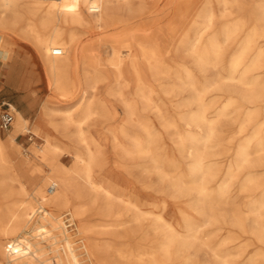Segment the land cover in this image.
<instances>
[{
    "label": "bare ground",
    "instance_id": "1",
    "mask_svg": "<svg viewBox=\"0 0 264 264\" xmlns=\"http://www.w3.org/2000/svg\"><path fill=\"white\" fill-rule=\"evenodd\" d=\"M132 1L0 0V21H3L4 26L27 34L35 42L39 49L42 66L54 90L67 97L68 102H74L65 108L51 106L48 101L45 102L33 130L37 133L43 131L42 121L48 119L53 130L62 131L68 138L76 137L83 144L82 149L74 150V161L69 166L60 160L63 147L56 142L55 136L45 134L43 144H33L30 148L32 155L48 168L46 174H43L42 170L36 167L16 144L18 134L31 131V127L28 126L29 119L23 111L16 109L17 114L7 137L2 134L0 122V198L9 199L0 203V264H50L52 256H47L50 252L54 253L53 257L57 258L58 264H109L106 250L112 245V240L106 238L104 234L117 229L124 222L119 219L110 222H92L88 218L95 214H111L118 201L125 202V207H135L132 224L126 227L127 237L131 238L138 233V246L135 249L118 248L120 257L127 260L129 264H176L177 259L183 260L185 264H196L195 255L187 250L188 244L191 245L192 237H199L198 226L196 227L190 219H187L186 231L181 232L174 223L160 214L153 219L150 226L145 227L142 217L145 216L146 211L138 204L126 199L124 194L113 187L106 177L96 174V166L104 163V155L101 148L95 144L94 138L83 127V124L98 111L95 90L98 81L108 77L112 70L117 73L119 80L126 76L127 70L133 71L137 93L143 96H147V93L141 60L150 62V68L157 74L166 72L160 63L161 44L157 39H150V45L144 43L136 49L131 42H127L131 34L125 28L121 31H112L111 35L102 42L93 40L91 37L95 28L113 24L123 10H128L132 15H141L145 12L143 2L138 7H133ZM185 4L187 0H169L168 6L181 10ZM261 18L264 21V9ZM206 20L207 25L213 22L212 12ZM263 32L264 27L261 30L255 29L243 44L238 45L229 61L231 71L239 69L252 48V42ZM230 33V30L226 31L225 40L229 38ZM198 42L197 37L191 47L196 55L197 64L200 66L217 64L223 48L219 35L213 36L209 44L210 51L207 50L213 53L215 57L213 61L210 60L208 53H204L198 47ZM56 48H61L62 52L55 54ZM152 60L154 62H151ZM23 63L22 58L16 53L15 43L11 42L6 34L0 33V67L9 66L5 82L14 87L17 86L18 79L15 80L14 77L18 73L17 69L22 71ZM263 63L264 45L258 49L254 58L246 63L242 71H250ZM184 69L189 77V66H184ZM223 78L242 84L239 94L242 101L250 103L239 125V131H243L246 124L252 123L258 116L260 111L258 104L264 98V89L258 88L260 86L258 82H248L235 74H227ZM189 80V85L196 90L189 102H196L197 107L191 109L192 111L188 109L191 111L187 120L190 127L186 135H180V142L183 145L187 138L191 139L193 147L191 155L194 159L191 170H195L193 181L196 182L193 186L203 201V211H212L216 207V202L224 201L229 177L235 174V171L243 168L248 162L264 163V120L254 124L251 133L239 143L234 158L229 164L228 176L218 181L215 191L210 190L207 179L215 175L213 171L215 161L207 157L205 150L217 134L216 123L225 115V109L238 100L234 96L229 97L219 106L214 116H209L213 98L210 97L209 100L207 90L213 86V83H207L204 88L199 89L191 78ZM22 82L28 86L30 81L25 76ZM242 104L243 102L239 106ZM126 105L133 113L132 104ZM167 121L171 126L175 125L174 121ZM192 124H195L199 131H192L194 128L191 127ZM71 126L75 129L69 134L67 130H70ZM144 127L147 130V138L143 139L137 134L132 135L133 146H122L125 153L133 155L151 153L150 143L152 144L155 135L148 129V125ZM120 133L124 136L130 135L125 127L121 128ZM114 136L118 139L119 133L115 131ZM152 158L155 167H158V157L153 155ZM16 167L22 170V175L16 172ZM258 178L257 170H248L244 184L261 188L260 197L255 200V208L251 211L256 214L253 233L257 240L264 243V220L262 219L264 185L261 186L258 183ZM17 182L20 184L18 188L15 186ZM48 184L47 193L45 186ZM51 186H54L52 191H50ZM63 209L71 210L73 217L80 219L77 228L79 233L83 234L81 243H78L69 231L63 213L59 212ZM115 213L122 214L120 211ZM215 220L207 219L210 222ZM235 221L243 227L242 219H235ZM233 236L236 235L231 232L226 238ZM2 238L8 239L3 242ZM214 254L218 257L219 264H232L226 253L222 254L215 248Z\"/></svg>",
    "mask_w": 264,
    "mask_h": 264
},
{
    "label": "rangeland",
    "instance_id": "2",
    "mask_svg": "<svg viewBox=\"0 0 264 264\" xmlns=\"http://www.w3.org/2000/svg\"><path fill=\"white\" fill-rule=\"evenodd\" d=\"M141 2L144 3L143 14L132 15L128 10H123L113 24L95 28L91 37L93 40L102 42L111 35L112 31H121L125 28L131 34L127 42H131L136 49L144 43L150 45V39H157L161 44L160 63L166 72L157 74L150 68V62L141 60L144 65L140 62L147 96L137 93L133 71L127 70L126 76L119 80L117 73L112 70L108 77L98 81L95 89L98 111L83 124L85 131L94 138L95 144L101 148L104 155V163L96 166V174L106 177L113 187L124 194L126 199L133 201L146 211L145 216L142 217L145 227L150 226L153 219L160 214L174 223L181 232L186 231L187 219H190L196 227L198 226L199 237H192L191 245L188 244L187 250L195 255L196 264H219L218 257L214 254L215 248L222 254L226 253L232 264H264V250H262L264 243L257 240L253 233L256 214L251 211L255 208V200L260 197L261 188L244 184L246 172L255 169L259 172L258 183L261 186L264 185V163L248 162L243 168L235 171V174L229 177L224 201L216 202L214 210L204 212L203 201L193 186L196 182L193 181L195 170H191L194 160L191 155L193 149L191 139L187 138L188 142L186 141L183 145L180 142V135H184L190 127L187 123L189 112L197 107L196 102H189L196 92L189 85L190 78L199 89L204 88L207 83H213V86L207 90L209 100L210 97L214 99L211 100L209 116H214L219 106L229 97L234 96L238 100L225 109V115L216 123L217 134L205 150L207 157L215 161L213 169L215 175L207 179L210 190L215 191L218 181L228 176L227 170L239 143L251 133L254 124L264 120L263 98L258 104L260 109L258 116L252 123H247L243 131H239L246 107L250 103L242 101L239 94L242 84L223 78L227 74H235L248 82H258L260 84L258 88L264 89V63L250 71H242L246 63L254 58L258 49L264 45V32L252 42L250 52L237 71H231L229 64L238 45L243 44L255 29H263L264 21L261 17L264 0H187V4L181 10L170 8L169 0H133L132 6L138 7ZM148 12L151 13L148 14ZM210 12L213 13V22L207 25L206 18ZM2 22L0 21V33L6 34L9 40L15 43L16 53L24 61L22 71L17 69L18 73L14 77L15 80L18 79L16 87L5 82L9 66L0 67V104L2 101L11 103L15 117L17 110H22L29 119V128L31 127V131L22 132L16 136V144L21 152L29 157L43 174H46L48 168L32 155L30 148L33 144H43L44 135L49 133L55 136L56 142L63 147L60 160L71 166L74 161V150L82 149L83 144L76 137L68 138L62 131L53 130L48 119L42 121L43 131L37 133L33 128L36 126L37 117L45 102L48 101L51 106L60 108L68 107L74 102H68L67 97L54 90L42 66L39 49L35 42L27 34L4 26ZM227 30L231 33L225 40ZM215 35H219L223 42L218 63L215 64L216 66L214 64L198 65L196 55L191 49L192 43L198 37V47L204 53H208L210 60L213 61L215 57L212 52H209V44ZM184 66H189V77L185 74ZM25 76L30 81L28 86L22 82ZM216 84L218 86H214ZM232 90L235 93L231 92ZM241 102L243 104L239 106ZM127 103L132 104L133 113L127 108ZM167 120L174 121L175 125L171 126ZM144 125H148V129L155 135L152 144L150 143L151 153L140 155L125 153L122 146H133L132 135L137 134L143 139L147 138ZM122 127L129 131V136L120 133ZM191 127H194L192 131H199L195 124ZM11 129L12 126L9 129H1L3 136L7 137ZM74 129L75 127L71 126V131L68 129L67 133L71 134ZM115 131L119 133L118 139H115ZM150 154L158 157V167H155ZM15 170L18 174L22 173L19 167ZM15 186L18 188L20 184L17 182ZM45 188L48 193L49 184ZM191 190L193 192L190 194ZM6 201L9 199L0 198V203ZM125 206V202L118 201L111 214H95L88 218L92 222H110L114 219L124 222L117 229L104 234L106 238L112 240V245L106 250L109 264H129L127 260L119 256L118 248L135 249L138 246V233L131 238L126 235V227L132 224L131 221L134 219L135 207ZM118 211L122 214L117 215L115 212ZM59 212L63 213L69 231L77 242L81 243L83 234L79 233L77 228L80 219L74 218L69 209ZM207 219L216 220L210 222ZM235 219H242L243 227L237 224ZM262 219L264 220V214ZM231 232H234L236 236L226 238ZM150 233L152 235V232ZM7 239L2 238V241ZM255 251L260 253L257 254ZM53 254L50 252L47 256L53 257ZM52 257L50 264H58L57 258ZM176 264L185 263L177 259Z\"/></svg>",
    "mask_w": 264,
    "mask_h": 264
},
{
    "label": "built area",
    "instance_id": "3",
    "mask_svg": "<svg viewBox=\"0 0 264 264\" xmlns=\"http://www.w3.org/2000/svg\"><path fill=\"white\" fill-rule=\"evenodd\" d=\"M61 48L54 49V53H61ZM15 119L14 107L11 103L2 101L0 104V122L2 129H9L12 126V123ZM54 189V186L50 187V191Z\"/></svg>",
    "mask_w": 264,
    "mask_h": 264
}]
</instances>
